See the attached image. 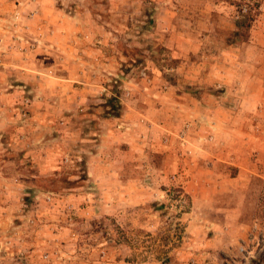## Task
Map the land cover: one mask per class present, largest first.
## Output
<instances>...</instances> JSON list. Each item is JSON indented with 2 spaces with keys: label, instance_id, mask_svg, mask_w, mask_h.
Wrapping results in <instances>:
<instances>
[{
  "label": "rangeland",
  "instance_id": "obj_1",
  "mask_svg": "<svg viewBox=\"0 0 264 264\" xmlns=\"http://www.w3.org/2000/svg\"><path fill=\"white\" fill-rule=\"evenodd\" d=\"M260 14L0 0V264H264Z\"/></svg>",
  "mask_w": 264,
  "mask_h": 264
},
{
  "label": "crops",
  "instance_id": "obj_2",
  "mask_svg": "<svg viewBox=\"0 0 264 264\" xmlns=\"http://www.w3.org/2000/svg\"><path fill=\"white\" fill-rule=\"evenodd\" d=\"M261 16H264V14H260ZM259 15V16H260ZM259 23L257 30L259 31ZM262 28V25H261ZM243 49L245 51L249 50H255V53L249 57H245L244 65H248L251 69L250 71L243 72V78L249 83L247 87H245V94H242L241 98H243V101H246L247 103H250L246 96H251V102L259 105V99L264 96V42H248L243 46ZM250 57H253V59H249ZM249 87V88H248ZM263 101V100H261ZM263 104V103H262ZM261 105V104H260ZM50 158V157H49ZM100 157L98 155L91 156L89 161H97ZM51 159L45 160L43 162V166H39L43 168L42 171H45L46 167H48L51 164ZM47 164V165H45ZM92 175V173H91ZM101 187L108 188V184L105 185H98Z\"/></svg>",
  "mask_w": 264,
  "mask_h": 264
},
{
  "label": "trees",
  "instance_id": "obj_3",
  "mask_svg": "<svg viewBox=\"0 0 264 264\" xmlns=\"http://www.w3.org/2000/svg\"><path fill=\"white\" fill-rule=\"evenodd\" d=\"M250 19H251V17H248V12L246 13V10L244 13L239 11L238 17L235 20V30L231 33L232 36H235L237 34L236 30H237L238 26H241L242 24L246 25ZM239 35L242 36V33H239ZM253 180H257V179L253 178Z\"/></svg>",
  "mask_w": 264,
  "mask_h": 264
}]
</instances>
